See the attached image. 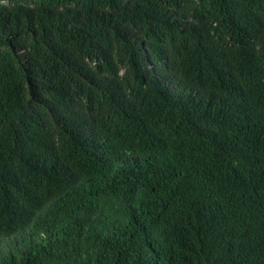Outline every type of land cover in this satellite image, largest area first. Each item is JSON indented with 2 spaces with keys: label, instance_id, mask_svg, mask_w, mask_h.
Returning <instances> with one entry per match:
<instances>
[{
  "label": "trees",
  "instance_id": "16d2710c",
  "mask_svg": "<svg viewBox=\"0 0 264 264\" xmlns=\"http://www.w3.org/2000/svg\"><path fill=\"white\" fill-rule=\"evenodd\" d=\"M0 264H264V0H0Z\"/></svg>",
  "mask_w": 264,
  "mask_h": 264
}]
</instances>
